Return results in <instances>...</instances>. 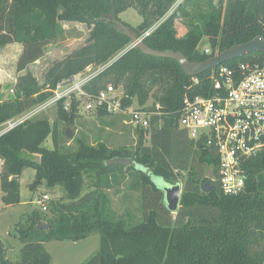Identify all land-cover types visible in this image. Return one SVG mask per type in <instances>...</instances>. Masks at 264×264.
I'll use <instances>...</instances> for the list:
<instances>
[{"label":"trees","instance_id":"obj_1","mask_svg":"<svg viewBox=\"0 0 264 264\" xmlns=\"http://www.w3.org/2000/svg\"><path fill=\"white\" fill-rule=\"evenodd\" d=\"M172 2L0 0V47L22 45L13 91L0 99V125L44 102L51 95L49 89L89 66L104 67L83 85L88 93L95 94L112 84L123 89L125 104L135 99L138 106H145L150 96L151 106L147 107L152 109L158 104L164 112L152 116L147 129L135 128L134 146L112 147L103 141L90 144L76 136L72 138L74 146L65 147V132L58 123L74 125L78 117L75 100L69 110H64L60 100L52 121L36 116L2 133L1 202L7 206L20 202L19 178L26 168L34 170V179L28 185L31 192L42 183L50 189L59 187L66 202H51V216L46 220L34 211L26 229L20 226L23 245L18 261L5 258L0 241V264H52L43 246L45 241L77 240L92 232L99 234V248L82 264H264V150L245 163L246 190L238 195L223 194L215 180V151L191 140L177 124L183 95L201 93L200 87L192 86V76L176 60L132 47L130 38L107 18L112 14L139 37L166 13ZM129 8L142 18L135 27L119 18ZM70 21L92 25L88 38L53 61L39 82L27 67L44 55L45 45L65 37L63 22ZM176 22L184 25L182 34ZM263 23L264 0H186L142 41L154 50L180 51L190 61H203L233 44L261 35ZM203 40L209 46L208 52L199 49ZM245 61H264V52H250L221 65L234 68ZM210 72L211 69L197 75L202 85H206ZM5 87L9 88L10 83ZM95 114L99 118L109 116L103 109ZM48 136L52 148L43 145ZM115 156L128 157L132 164L106 165ZM209 168L213 171V188L203 192L201 186ZM179 171L185 174L180 176L183 188L176 219L172 224L162 223L159 212L150 208L156 204L155 193L160 192L151 176L176 183ZM128 172L134 177L128 187L142 198L143 217L134 224L115 217L103 192ZM87 178L92 181L84 190ZM147 194L150 196L146 202ZM38 223L48 228H37Z\"/></svg>","mask_w":264,"mask_h":264},{"label":"built area","instance_id":"obj_2","mask_svg":"<svg viewBox=\"0 0 264 264\" xmlns=\"http://www.w3.org/2000/svg\"><path fill=\"white\" fill-rule=\"evenodd\" d=\"M184 1L173 0L166 13L138 38L142 40L151 33ZM261 36L264 37V23ZM204 51L209 49L204 48ZM94 75L78 73L58 82L49 89L51 95L44 102L4 122L6 127L0 135L60 100L64 110H69L75 100L77 113H95L103 109L109 115L126 117L134 128L144 130L150 126L152 116L164 113L158 104L152 109L148 108L151 103L138 106L135 99L125 104L123 89L112 84L95 94L88 93L83 85ZM206 80V85H202L200 77L192 76V86H199L201 93L183 95L177 124L191 140L215 151V180L219 189L226 195H238L247 187L246 161L264 150V61L254 64L239 62L234 68L220 64L211 69ZM48 200L46 194L38 200L42 210L47 208Z\"/></svg>","mask_w":264,"mask_h":264},{"label":"rangeland","instance_id":"obj_3","mask_svg":"<svg viewBox=\"0 0 264 264\" xmlns=\"http://www.w3.org/2000/svg\"><path fill=\"white\" fill-rule=\"evenodd\" d=\"M119 18L133 27L137 26L142 20L141 16L133 8H129L120 13ZM176 23L178 32L182 34L185 29L184 25L179 22ZM63 27L66 30L65 37L61 40L45 45L44 55L27 67L39 82H42L45 70L53 61L62 58L73 49L85 43L92 25L84 22L70 21L63 22ZM18 44L19 43H10V45L0 47V58H2V60L4 56L5 58L10 56V61L4 64L6 65L4 69L8 72H14V60L17 57L16 55L18 54V51L20 49L22 50V45ZM204 48H209V46L203 40L199 45V49L202 51ZM103 67L104 66H89L81 73V75L89 76L97 74ZM15 74L16 73L11 75L10 79H8L9 81H0V99L8 97V94H10V89H12L14 84V78L17 76V74ZM7 82L10 83V87H3V84ZM151 102L152 97L149 96L146 104H150ZM29 110H26L25 112ZM79 112L81 111L79 110ZM54 115L55 105H51L41 110L33 117H47L52 121ZM58 125L59 129L63 130V132H65L66 127L69 126L74 132V137L81 136L90 144H95L97 141H103L108 146L112 147L120 145L134 146L136 141L135 128L130 125L127 118L123 116L122 119L113 115L99 118L92 112L78 113V117L73 126L64 122H59ZM5 127V125L1 126L0 131ZM64 137L67 140V142L65 140L63 141L65 147L74 146L72 139L67 138L65 135ZM43 145L47 148H52V141L49 136L45 139ZM184 174L185 171H179L178 180L176 181L180 184L181 191L183 188V182L180 176ZM33 179L34 170L32 168L24 169L19 178L20 202L14 206H7L1 202L2 191L0 189V241L5 250V258L10 261H18L20 259V250L23 244L19 239L18 229L21 225L26 229L29 225L28 218L30 214L37 211L39 214L41 213L43 219L46 220V218L51 216V202H66V200L63 199V191L59 187L50 189L42 183L35 191L31 192L28 185ZM133 179L134 177L128 172L126 173L125 178L119 176L118 182H115L111 188L104 189L103 191L107 194L109 199L108 207L110 208V211L113 212L116 218L121 219L128 224H134L135 222L140 221L143 217L141 195L135 189L128 187ZM151 179L160 192L158 194L155 193L156 195L154 198L156 204L153 205L152 203L150 208L153 207L159 212V220L162 223L172 224L176 219L177 210L171 212L162 204V180L155 176H151ZM91 181L92 179L90 178L85 180L84 190L90 188L89 184ZM44 194L48 195L49 200L46 204L47 208L42 210L38 204V200L41 199V196ZM147 196L149 197L150 195H146V202L148 199ZM151 199L153 201V197ZM99 243V234L97 232H92L88 236L77 240H48L43 243V246L50 254L52 264H82L96 254L99 248Z\"/></svg>","mask_w":264,"mask_h":264},{"label":"water","instance_id":"obj_4","mask_svg":"<svg viewBox=\"0 0 264 264\" xmlns=\"http://www.w3.org/2000/svg\"><path fill=\"white\" fill-rule=\"evenodd\" d=\"M107 18L111 19L117 25V27L121 29L130 38L132 47L135 46L139 48L145 54L172 58L176 60L180 67L183 69V71L190 76L199 75L205 72L206 70H210L216 67L217 65L222 64L223 62L232 60L234 58L242 57L250 52H264V37H262L261 35H257L247 42L233 44L232 46L223 49L222 51L203 61H190L180 51H160L148 47L141 39L137 37L133 29L124 25L121 21L113 18L112 14H108ZM65 136L69 139H72L74 137V132L69 128V126H67L65 129ZM111 164L129 166L130 164H132V160L128 157L115 156L106 161V165ZM146 172H148V170ZM158 178L161 179L163 183V203L169 211L175 212L179 207V199L181 194L180 184L178 182L171 184L165 182L161 177ZM206 178V182L201 186V190L203 192H209L213 188V185L210 182V180L213 178L212 168L208 169ZM12 179H17V176H13ZM37 228L47 229L48 225L38 223ZM2 253L3 248H1L0 246V254Z\"/></svg>","mask_w":264,"mask_h":264},{"label":"crops","instance_id":"obj_5","mask_svg":"<svg viewBox=\"0 0 264 264\" xmlns=\"http://www.w3.org/2000/svg\"><path fill=\"white\" fill-rule=\"evenodd\" d=\"M7 45H10V44H7ZM7 45H5V46H7ZM19 45V44H18ZM20 51H21V49L18 51V54L16 55L17 57L15 58V60H14V63H15V65H16V61H17V59H18V56H19V54H20ZM10 61V56H7L6 58H5V56H4V58H3V60H2V58H0V81H9L8 79H10V77H11V75H14V73H16V70L14 69V72H8V71H6L4 68H5V66L6 65H4L6 62H9ZM17 74V73H16ZM15 74V75H16ZM15 78H16V76H15ZM15 78H14V81H15ZM7 83H9V82H7ZM6 84V83H5ZM5 84H3V87L5 86ZM3 98V97H2ZM3 125V123L0 125V127ZM1 165H2V160L0 159V168H1Z\"/></svg>","mask_w":264,"mask_h":264}]
</instances>
